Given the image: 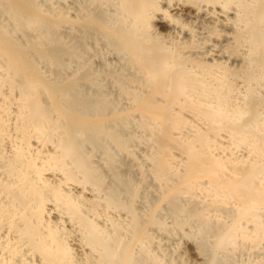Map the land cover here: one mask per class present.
Masks as SVG:
<instances>
[{"label":"bare ground","instance_id":"obj_1","mask_svg":"<svg viewBox=\"0 0 264 264\" xmlns=\"http://www.w3.org/2000/svg\"><path fill=\"white\" fill-rule=\"evenodd\" d=\"M0 264H264V0H0Z\"/></svg>","mask_w":264,"mask_h":264},{"label":"rangeland","instance_id":"obj_2","mask_svg":"<svg viewBox=\"0 0 264 264\" xmlns=\"http://www.w3.org/2000/svg\"><path fill=\"white\" fill-rule=\"evenodd\" d=\"M132 148H134L135 150H138L139 148H137L136 146H133ZM126 162L128 163V165L130 166V164L132 165V163L129 161V159H127L126 160ZM126 163V164H127ZM132 167V169H131V171H132V173H133V168H135V170H134V174H135V172L137 171V169H136V167H134L133 165L132 166H130L129 168H131ZM129 168H128V172H129V174L131 173L130 171H129ZM134 174H132V176L133 177H135V176H139V175H135L134 176ZM136 174H138L137 172H136ZM136 178V177H135ZM184 245V247H185V245H187L186 246V248L188 247V245L190 246L191 244H188L187 242H185V244H183ZM237 252V255H236V253L233 255V258H234V260H236V259H238L239 257L238 256H240L241 255V253H238L239 251H236ZM189 256V255H188Z\"/></svg>","mask_w":264,"mask_h":264}]
</instances>
